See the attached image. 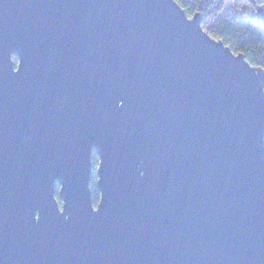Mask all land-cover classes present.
<instances>
[{"label": "water", "instance_id": "water-1", "mask_svg": "<svg viewBox=\"0 0 264 264\" xmlns=\"http://www.w3.org/2000/svg\"><path fill=\"white\" fill-rule=\"evenodd\" d=\"M202 21L0 0V264H264V69Z\"/></svg>", "mask_w": 264, "mask_h": 264}, {"label": "trees", "instance_id": "trees-1", "mask_svg": "<svg viewBox=\"0 0 264 264\" xmlns=\"http://www.w3.org/2000/svg\"><path fill=\"white\" fill-rule=\"evenodd\" d=\"M176 1L190 15L200 13L203 16L202 26L211 36L222 40L235 53H243L254 66L264 69V24L259 22L260 16L264 18V0H233V4L229 5L226 0ZM12 58L16 66L18 57L15 55ZM93 154L92 165L96 169L99 156ZM97 180L98 176L93 171L90 188L94 204L100 201Z\"/></svg>", "mask_w": 264, "mask_h": 264}, {"label": "rangeland", "instance_id": "rangeland-1", "mask_svg": "<svg viewBox=\"0 0 264 264\" xmlns=\"http://www.w3.org/2000/svg\"><path fill=\"white\" fill-rule=\"evenodd\" d=\"M233 2H234L233 0H226V3H227L228 5L231 4V3L233 4ZM186 13H187V12H186ZM187 16L191 18L192 14L190 15V14L187 13ZM205 29H206V28H205ZM96 169H97V168H96ZM96 169H93V171L96 172ZM57 190H58V189H57ZM58 200L60 201V204L62 205V200H61V199H58Z\"/></svg>", "mask_w": 264, "mask_h": 264}]
</instances>
